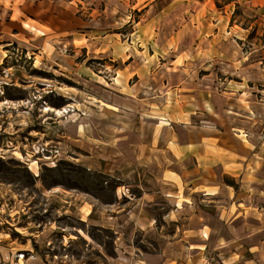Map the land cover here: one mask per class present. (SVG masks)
Returning <instances> with one entry per match:
<instances>
[{
  "label": "crops",
  "instance_id": "obj_1",
  "mask_svg": "<svg viewBox=\"0 0 264 264\" xmlns=\"http://www.w3.org/2000/svg\"><path fill=\"white\" fill-rule=\"evenodd\" d=\"M242 1L249 9L256 6L242 24L221 10L216 16L201 12L190 59L164 55L174 46L172 36L191 26L180 23L169 33L164 25L172 11H164V5L152 10L136 21L143 37L136 45L148 50V57L131 58L129 52L126 58L108 57L97 72L78 60L83 50L89 54L97 48L104 56L116 47L106 45L105 38L90 41L87 21L71 15L64 30L70 38L61 45L74 52L67 59L68 72L61 74L75 84H53L67 104L39 111L44 122L40 147L57 148V156L65 154L131 191L102 201L75 188L36 184L33 195L25 197L24 188L0 182V203L11 209L6 216L18 212L24 221L15 224L6 217L3 256L12 260L15 255L11 250L18 241L7 231L13 227L25 240L17 264H264V99L259 94L264 91V41L250 34L262 35L264 29L248 19L261 13L264 0ZM8 2L10 18L19 10L24 19L64 27L55 24L58 13L44 11L58 8L59 1ZM22 17L18 13L11 20L23 22ZM27 27L36 34L32 40L22 37L21 45L28 52L38 49L40 56L44 44L55 41L45 42L43 31ZM155 28L158 36L149 41ZM19 32L11 30L12 39ZM76 35L86 42L75 44L83 40ZM154 47L163 54L154 57ZM217 64L229 72L221 89L214 80ZM46 107L68 111L60 116ZM33 196L38 199L32 202ZM34 212L45 218H30ZM56 243L62 249L49 247Z\"/></svg>",
  "mask_w": 264,
  "mask_h": 264
},
{
  "label": "rangeland",
  "instance_id": "obj_2",
  "mask_svg": "<svg viewBox=\"0 0 264 264\" xmlns=\"http://www.w3.org/2000/svg\"><path fill=\"white\" fill-rule=\"evenodd\" d=\"M56 1L60 3L57 6L58 8L53 10L51 6L49 10L44 11H52L54 14L58 13L59 20L58 23L55 20V24L64 25V27L54 26L58 28L52 29L50 26L38 24L28 18L24 19L25 17L19 10H15V14L10 18L8 0H0V57H3L0 63V182L12 184L17 189L24 188L26 193H21V195L25 197H27L26 194L33 195L32 189L34 185L38 184L46 188L56 186L75 188L80 191H86L102 201H110L115 198L117 192L122 195H128L131 190L116 179L86 170L65 154L57 156V148H47V151H43L40 147V130L42 125L44 126V122L43 124L41 123L39 111L45 105L60 108L67 104L66 101L53 92V84L56 83V80L63 82L65 85L75 84L61 74L68 72L69 67L67 65L69 63L67 59L74 52L71 50L72 48H69V45H61L63 40L68 41L70 38V34H66L64 31L67 29L65 25L68 23V19L70 21V17L73 14L75 16L80 15L82 19L87 21L85 30L89 31L86 37L90 41L102 42L105 38L106 45L109 47L114 45L116 47L112 55L104 54V56H99L97 48H92L89 54L83 50V54L80 55L78 60H84L86 65H89L97 72L101 67L100 64L103 65L104 61L108 60V57L119 56L126 58V52H129L131 58L142 59L143 56L148 57V50L141 52L136 45L137 40L143 38L140 37L142 33L140 34V31H137L140 26H138L136 21L142 18L145 20L152 10L162 9L163 5L164 11H172L168 19L170 23L164 25L165 28L169 27V33H172L176 29L175 27L180 26V23L184 25L186 23L191 26L190 29L186 30L185 34H174L172 36L170 43H174V46L171 51L165 53L164 57L188 59L193 56L192 44L195 40L193 27L196 26L202 11H210L212 15L216 16L217 10H221L223 13H229L231 20L237 19L238 23L242 24L243 16L250 15L247 13L256 11L254 10L256 6L251 4L249 9L247 7L248 4L242 0L239 2H234V0H170L169 5L166 4L168 0H122V5H120L119 0ZM146 3L149 5L144 8ZM16 5L17 3H15ZM48 6L44 7V9H47ZM263 9L257 16H252L251 14L248 19L252 22L256 21V27H263L264 29ZM18 13L21 17L23 16V22L11 20ZM258 22H262V24L259 25ZM244 23H246V19ZM27 25H33L43 31L45 36L42 37L47 38L45 42L55 41L45 43L44 49L40 51V56L36 55L38 54V49L32 48L33 50L30 51L34 53H31L21 45V42H23L22 37L26 36L28 40H32L34 38L31 37H35L36 34ZM11 30L13 32L20 31L15 35L14 39H12L14 35L10 33ZM55 30H61V32H56ZM155 32L157 33V28H155L152 35H148L149 41L155 40L158 36ZM168 32L160 34V41ZM104 34L107 36L102 38ZM250 34L253 38L260 37L264 41V31L262 35L260 32L255 33L254 30ZM38 35L40 34L38 33ZM76 36L83 39L82 35ZM120 40L121 42H118ZM85 42L86 40L83 39L81 42H75V44L80 45ZM50 43L54 44V47ZM116 43H119V45ZM144 44L146 43L144 42ZM57 45H61V48ZM154 48L156 50L154 57L163 54V50L157 47ZM158 53L160 54L158 55ZM199 68L203 69L204 66H199ZM202 69L199 71L200 75L203 74ZM215 69V84L217 82L219 89H221L224 82L223 78L229 72L218 64ZM259 94L264 99V91L259 92ZM259 94L257 95L259 96ZM8 105L14 107V110H7L5 107ZM48 109L52 112L56 111L46 107V111ZM65 109L66 111L57 110L56 113L61 116L67 113L68 110L67 108ZM19 125L22 126L19 127ZM4 126H7V132L5 130L6 127L3 128ZM36 199L38 197L33 196L32 202ZM1 201L2 199H0ZM7 210L11 211L7 202L3 205L0 203V238L3 237L4 223H8L5 221L7 217L5 211ZM14 213V211L10 213L12 218L10 219V216H8V220L15 222V224H24L23 218L19 213ZM44 215L41 212H34L30 218H45ZM7 231L9 232L8 237L16 238L18 243L11 250L15 255L10 260L7 256H3L2 252V249L8 244L4 245L0 242V264H17L18 260L24 256L22 252L25 251V247L20 243L25 242V240L20 239L22 238L21 234L15 228L12 227L11 230L8 229ZM89 232L95 238H99L98 234L93 230ZM50 243L52 242L47 244ZM109 245L110 243L108 242L107 246L109 247ZM49 247L54 250L62 249L61 244L58 243ZM36 248H38L37 244ZM68 249L72 250L76 249V247L69 246Z\"/></svg>",
  "mask_w": 264,
  "mask_h": 264
},
{
  "label": "bare ground",
  "instance_id": "obj_3",
  "mask_svg": "<svg viewBox=\"0 0 264 264\" xmlns=\"http://www.w3.org/2000/svg\"><path fill=\"white\" fill-rule=\"evenodd\" d=\"M47 111H49V109H48ZM63 111H66V109L64 108ZM58 113H59V112H58Z\"/></svg>",
  "mask_w": 264,
  "mask_h": 264
}]
</instances>
